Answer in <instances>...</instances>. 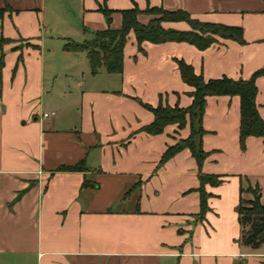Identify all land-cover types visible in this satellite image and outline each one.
<instances>
[{"label":"crops","instance_id":"crops-1","mask_svg":"<svg viewBox=\"0 0 264 264\" xmlns=\"http://www.w3.org/2000/svg\"><path fill=\"white\" fill-rule=\"evenodd\" d=\"M135 5L241 27L244 42L216 35L205 49L147 40L140 49L130 32L121 72H91L85 50L63 49L108 27L101 7L119 28L120 10ZM0 10V36L10 40L0 92V264H264V241L243 242L237 210L249 185H259L264 203V136L241 146L239 95L207 97L201 168L189 147L160 162L189 123L149 132L154 114L139 100L191 103L178 59L205 78H247L264 67V0H0ZM50 22L62 30L46 32ZM256 84L264 118V73ZM80 160L84 169H58ZM200 171L221 179L204 183V214Z\"/></svg>","mask_w":264,"mask_h":264},{"label":"trees","instance_id":"trees-1","mask_svg":"<svg viewBox=\"0 0 264 264\" xmlns=\"http://www.w3.org/2000/svg\"><path fill=\"white\" fill-rule=\"evenodd\" d=\"M101 11L106 16L108 27L97 30L90 39L81 42L66 41L63 49L67 51H83L87 53L90 71L97 72L101 66L108 71L121 72L123 70L124 47L130 32H133L138 47L145 40L153 43L165 41H186L194 44L199 49H205L215 41V36L232 38L244 42L243 30L241 27L227 26L220 23L202 22L193 18L188 11L166 10L162 7H147L140 9L137 5L129 9L120 10L122 14V24L119 28L111 27L112 10L101 7ZM1 13V10H0ZM141 13L158 14L144 23L138 19ZM163 21H185L191 29L181 30L175 28H165ZM10 40L0 36V92H1V70L4 63V44ZM178 66L184 81L192 86L190 94L192 101L189 105L183 106L159 102L153 105L139 99L141 103L153 111V120L144 125L143 128L149 132H161L165 125L177 122L180 127L189 123L190 132L186 137L178 139L175 143L169 144L162 153L160 162H164L175 152L184 147H189L195 156L199 168L202 167L208 151L202 145V135L205 128L202 124L203 114L207 103V97L212 94H238L240 97V123L239 138L241 146L245 147L246 137L250 134L264 136V118L262 117L256 95L258 87L256 76L264 73V67L255 70L249 77L233 78L228 75L220 77L205 78L201 72H197L194 66L178 59ZM86 166L83 160L73 164L60 165L58 169H84ZM199 178L201 184L198 187L200 192V214H204L208 207V192L204 187L205 182L218 183L220 178L215 174L202 173ZM84 185L88 184L83 181ZM253 192L252 198L240 197L237 206L239 221L243 227L242 240L252 247H258L264 241V203L261 201L260 187L249 185Z\"/></svg>","mask_w":264,"mask_h":264},{"label":"rangeland","instance_id":"rangeland-1","mask_svg":"<svg viewBox=\"0 0 264 264\" xmlns=\"http://www.w3.org/2000/svg\"><path fill=\"white\" fill-rule=\"evenodd\" d=\"M148 15H153V16H159L158 14H148ZM50 25H48V24H46V23H44V29H45V31L46 32H49L51 29L55 32V33H58V32H60L61 30H62V26H61V24H54V26H52L53 25V23L52 22H50L49 23ZM55 40H58V38L57 39H55ZM56 42V41H55ZM55 47V46H54ZM58 49V48H57ZM249 187V186H248ZM247 187V191L245 192V196H243L244 198H252L253 197V192L249 189ZM247 195H249V196H247ZM247 196V197H246ZM262 248H264V243L262 244Z\"/></svg>","mask_w":264,"mask_h":264},{"label":"built area","instance_id":"built-area-1","mask_svg":"<svg viewBox=\"0 0 264 264\" xmlns=\"http://www.w3.org/2000/svg\"><path fill=\"white\" fill-rule=\"evenodd\" d=\"M54 113V110H44V111H41V116H47L49 114H53Z\"/></svg>","mask_w":264,"mask_h":264}]
</instances>
